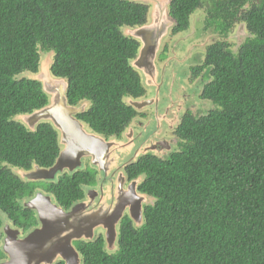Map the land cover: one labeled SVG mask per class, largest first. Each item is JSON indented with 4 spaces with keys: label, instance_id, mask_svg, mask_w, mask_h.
<instances>
[{
    "label": "trees",
    "instance_id": "16d2710c",
    "mask_svg": "<svg viewBox=\"0 0 264 264\" xmlns=\"http://www.w3.org/2000/svg\"><path fill=\"white\" fill-rule=\"evenodd\" d=\"M204 5L220 35L242 24L251 37L236 52L221 41L207 49L212 80L201 98L213 108L184 114L168 158L147 154L127 168L153 199L144 223L124 220L114 254L102 240L79 244L83 264H264V0H171L173 33ZM147 12L129 0H0V223L28 215L17 201L38 185L13 170L50 168L60 154L49 123L32 131L16 120L48 105L39 81L16 77L38 73L52 52L51 73L68 82V103H90L77 118L117 137L137 115L124 99L144 94L131 65L140 44L124 29L144 25ZM85 176L61 178L50 195L71 207Z\"/></svg>",
    "mask_w": 264,
    "mask_h": 264
},
{
    "label": "flooded vegetation",
    "instance_id": "af4514ba",
    "mask_svg": "<svg viewBox=\"0 0 264 264\" xmlns=\"http://www.w3.org/2000/svg\"><path fill=\"white\" fill-rule=\"evenodd\" d=\"M205 9L207 11V17L205 21H203L201 24L199 23V20L198 22H194L195 18H197V14H199L202 10L205 12ZM209 10V7L205 5L202 6V8L196 9L191 14L190 26L184 31H176L175 33H173V29L176 27V23L173 19L172 21L174 24L172 26L169 20L170 17H165L166 19L163 20L161 26L156 27L160 29L159 31H161L162 34L160 37L152 39V43L160 39V45L156 46V49H160L159 53L152 54V56L149 57L148 60L150 61V63L144 64L142 62L141 66H139L140 62H137L135 63L136 66H133L135 71H137L141 78L140 83L142 84L144 90V94L141 97L137 98V100L140 101L141 98H144L146 96L144 100H141L142 102H146L147 97H151L152 93L148 89H146L145 86L148 87L149 84H151L152 82V77L155 75V66L153 59L154 56H158L156 62L158 60L161 62V59L159 58L160 54L168 55L169 53H174L177 56V52L178 55L188 60L187 68L185 69V76L187 78V82L190 84L189 87H191L192 92L189 87H186L190 90V94H186L185 96H181L178 94L176 96L177 100L174 101L173 105L165 107L164 109H162V111H160V109H155L153 111V114H151L150 112H147L148 114H140L141 108L136 107L134 108L137 112L136 117L132 119L131 123L119 136H117V138L115 136L102 135V139L105 140L107 145L111 142H113L111 144L114 145L110 146L109 151L106 150V153L108 151L107 154L104 153L103 160L105 159V161H101V164L98 165V172H96L94 181L91 184H89V181L88 183L82 184V199L75 202L71 207H67L68 205L65 204H61L59 206L65 212H69L73 208H75L80 213H84V215L82 216H80V213H77L75 219L72 218L69 222H63L65 232L71 231L72 228H74L73 226H79V228H81L83 226V223L84 225L89 226L87 222L83 220V217L88 220H91L92 218H96V215L98 213L103 212L107 214V217H109L112 212H117L120 206H127V209H125L122 220L120 222V225H122L126 218L131 220L130 211L136 208L134 204H138L137 198H150L146 194L139 192L138 188L142 181V177L138 176L133 179H130L127 173V168L130 165L138 163V161L147 154H153L159 158L166 159L172 153L176 152V147H178L177 142H175V144L173 145L171 140L169 139V137L171 136L170 130L173 129L172 125L174 122L173 119H169L170 112H174V110L177 109V112L182 115V121V118L187 111L193 112L195 104H199L201 108H206V106L210 103L208 100L201 98L205 85H208V83H210V81L212 80V66L207 64L205 60L207 49L212 44L218 41L227 43L229 42L228 35L222 36L219 33L218 39H211V35H213L211 31L214 29L218 32L219 30L217 29V24L211 20ZM144 25L147 27V22ZM144 25L135 29L136 32H138V29H142L141 34L145 35V30L149 29H146ZM236 25L238 26L239 24ZM236 25L234 27H237ZM154 31H156V29ZM209 32L211 33V35L206 36V34H208ZM203 36L206 37L205 40L203 39ZM167 41H169V46L167 44ZM180 44L182 45L179 48ZM231 50L232 52H235L234 48L232 47ZM137 57L138 55L135 57L134 61L137 60ZM137 68H140V70H143L145 72V80H148L146 85L142 82V77L138 72ZM179 88L180 90H182L183 85L179 86ZM133 103L134 102L132 101L128 104L133 105ZM83 104L85 105L84 102ZM154 105L155 100L150 102L148 105H145L144 107H150ZM184 109L187 110L182 113ZM151 117L153 118V121L155 123V130L154 133H152L151 135L152 138H154L150 139L149 143H141V139H139L140 137H137L135 134V127L142 126L145 127V129H148L149 127H146L145 123L148 122ZM179 124L177 125V127L179 126ZM91 131L92 133L101 136L100 133L95 132L93 129H91ZM175 132L176 130L173 132V137H177ZM122 138H128V140L124 141ZM109 139H113L114 141H110ZM136 143H138L139 145H137ZM149 147L151 148L149 149ZM140 150H143V153L139 156ZM160 153L162 154V156H159ZM74 174L75 172L68 173L67 171L60 175L57 174L55 180H51V183H44L43 185L38 183L33 192L28 191L26 195H23L22 198L18 199L17 202H19L23 209H27L30 211L28 215L20 216V219L18 218L19 221L11 219L6 215H3V218L0 223V264H6L11 261L10 256L6 251L7 239L10 241L14 240L17 244H21L22 241H33L35 239L34 233L37 230L43 228V224L38 216V213L28 208H25V204L35 199L40 194L50 195V191L48 190V188L51 184L58 183L61 178L64 179L66 177L70 178V176L73 177ZM141 205L144 210L146 204H143L141 202ZM81 232L82 231L77 230L76 233L80 234ZM93 232L96 236L91 240H93L94 242H96L97 240H102L104 243L105 230L102 227L96 225L93 229ZM36 244H39V247H37L38 250H36L35 246L33 248H30L34 249L35 252L34 254H30V256L26 258L28 264H59L62 262L59 258L51 257V255H49V252H46L45 250L41 251L40 249L43 244H46L49 246L44 247V249H50L51 251L56 250L54 248V244L60 243L55 242L51 244L48 240H40L37 241ZM73 244L74 247L81 254L79 244L86 243L74 242Z\"/></svg>",
    "mask_w": 264,
    "mask_h": 264
},
{
    "label": "water",
    "instance_id": "95a60500",
    "mask_svg": "<svg viewBox=\"0 0 264 264\" xmlns=\"http://www.w3.org/2000/svg\"><path fill=\"white\" fill-rule=\"evenodd\" d=\"M136 3H140L148 7L146 21L148 22V17L150 14V2L147 3L143 2L142 0H137ZM152 6L154 7L155 5L152 3ZM170 6L171 0L160 1V4L156 6L157 8H155L159 10V12L155 11L158 16L155 26L151 28L147 26L149 30L144 29L147 35L141 34L142 29H138V32H136L135 36L132 37L140 44V48L137 54L138 57L136 58L137 60H135L134 65L137 62H140L139 66H141L142 62L144 64L150 63V61L148 60L149 57H151L152 54H155L158 51V49H156V46L160 45V39L154 43H152V39L160 37L162 32L159 31L160 29L154 32L155 29L153 28H156L157 26L160 27L163 20L166 19L165 17H170L169 20L171 22V25L173 26L174 23L172 21L173 18L171 16ZM242 26L243 29L246 30L245 25ZM138 27L132 29H137ZM247 37H251V35H249L248 33ZM44 61L45 60L42 58L40 62L39 72L33 74L34 76L30 77L29 79L39 81L42 84L43 91L48 96V105L45 108L37 110L31 114H25L22 117L18 116L16 120L23 124L27 129L32 131H34L36 127L41 123H49L59 133L58 141L60 154L55 164L50 168H40L38 166H34L30 171H25L23 169H14L13 172L15 173V175L27 183L50 182L51 180H55L57 174L60 175L66 171L68 173L78 172V169L82 166V159L87 157H90L94 164L100 165L101 161H105V159L103 160V157L104 153H106V150L109 151L110 146L114 145L111 144L113 142L107 145V143L104 142V140H102L100 137L98 138L92 136L84 131V125L76 118V115L85 112V110H83L84 108H82L80 105H70L68 103V82L65 79L55 78L51 73L53 62L48 60L49 62L45 63ZM45 77L62 80L60 81V86L55 84V86L49 92L47 90V86L45 85ZM56 87L58 88V91H56ZM133 105L134 107L142 108L146 105V102H142L140 100L139 102L133 103ZM79 106L81 108H79ZM40 199L45 202L46 207L49 209V211L45 210L46 215H44L41 211L40 207H43V204H39ZM137 199L138 204H134L136 208L130 211V218L134 226H141L144 223V215L141 202L144 204L147 200L145 199V197H143L142 199ZM25 208L38 213V216L43 224V228L37 230L34 233L35 242L34 240H29L26 242L22 241L21 244H17L16 241H10L7 239L6 251L10 256L11 261L6 264H28L26 258L29 257L30 254H34L35 252L34 249L30 248H33L35 246L36 250H38L37 247H39V244H36V242L40 240H48L51 244L55 242L60 243L54 244V248L56 250L52 251L50 249H44V247H48L49 245L43 244V246L40 247L41 251L45 250L46 252H49V255H51V257L59 258L60 261H62L64 264H83L81 261L82 255L74 247L73 243L94 242L91 239L95 238L96 236L93 232V229L96 225L102 227L105 230L104 250L108 254H114L119 248L121 227L120 222L122 220L125 209H127V206H120L118 211L112 212L109 217H107V214L104 212L98 213L96 215V218H92L91 220L83 217V220L86 221L89 226H86L83 223V226L81 228H79V226H73L74 228H72V230L68 232L64 231L63 222H69L72 218L75 219L77 213H80L77 209L73 208L71 211L65 212L62 208L53 204L50 197L43 196L41 194L38 195L35 199L26 203ZM82 215H84V213H80V216ZM77 230L82 232L80 234L76 233Z\"/></svg>",
    "mask_w": 264,
    "mask_h": 264
},
{
    "label": "rangeland",
    "instance_id": "374dc122",
    "mask_svg": "<svg viewBox=\"0 0 264 264\" xmlns=\"http://www.w3.org/2000/svg\"><path fill=\"white\" fill-rule=\"evenodd\" d=\"M129 1L137 2V0H129ZM142 1L147 2V3L150 2V5H149L150 6V14L148 17L147 26L149 28H151V27L155 26L156 21H157V17H158L157 13L155 11L159 12V10H157L155 8H157L156 6L159 5L160 1H163V0H149V1L148 0H142ZM152 3L155 5L154 7L152 6ZM206 17H207V11L205 9V12L202 10L199 14H197V18H195L194 22H198V20H199V23L201 24L203 21H205ZM145 28L149 29L146 26H145ZM153 29L158 30V28H153ZM124 32H125V35H128L130 37H134L136 34L135 29H132V28H126V29H124ZM211 32L213 33V35H211V33L209 32L208 34H206V36L211 35V39H214V40L219 38V36H218L219 34L217 31H215L213 29ZM145 35H147V34H145ZM247 36H248L247 30H244L242 24H239L237 27H234L233 31L228 35L229 45L232 48H234V50L236 51L239 48V46L245 41ZM205 38L206 37L203 36L204 40H205ZM167 44H168V46L170 45L169 41H167ZM181 45L182 44L179 45V48L181 47ZM159 51H160V49H158L156 54L159 53ZM52 54H53L52 52L44 54L43 59L45 60L44 61L45 63H48L49 62L48 60L52 61ZM176 54H177V56L174 53H172V54L169 53L168 55L160 54L159 58L161 59V62L159 60L156 62V59L158 56L157 57L155 56V59H154L155 75L152 77L151 84H149L148 87L145 86L146 89H148L152 93L151 97H149V98L147 97L146 105H148L153 100H155V105L150 106V107L141 108L140 114H143V113L148 114L147 112H150L151 114H153V111L155 109H160V111H162V109H164L165 107L174 104V101L177 100L176 96L178 94L181 96H185L186 94H190L191 87H189L190 84L187 82V78L185 76V73H186L185 69L187 68L188 60H186L182 56L178 55L177 52H176ZM134 62L135 61H133V63H132L133 66H135ZM137 70L142 77V82L145 83V85H146L148 80H145V78H146L145 72L143 70H140V68L139 69L137 68ZM33 76H34L33 73H30L28 71H24L21 74H19L16 78L17 79L22 78V77L30 78ZM44 79H45L44 80L45 85L47 86V90L49 92L55 86V84L60 86V84H61L60 81H62V80L52 79L50 77H45ZM181 85H183L182 90H180V88H179V86H181ZM186 87H189L190 90L187 89ZM56 91H58L57 87H56ZM191 92H192V90H191ZM144 98H146V96ZM144 98H141V100H144ZM171 100H173V101H171ZM132 101H135V100L126 99L127 103H131ZM86 103H85V105L83 104V102L79 104L82 108H84L83 110H86L89 107V102H86ZM80 106H79V108H81ZM182 106H184V105H182ZM211 108H213L211 103H209L206 106V108H201L199 106V104H195V108L193 109V112L196 113L198 109H201L202 111L204 110L206 112V111H209ZM186 110L187 109H184V111H182V113L185 112ZM19 116L22 117L23 115H19ZM169 116H170L169 119L174 120L173 125H172L173 129L170 130L171 136L169 137L172 144L174 145L175 142H177V137H173V132L177 129V125L181 122V116L182 115L177 112V109H175L174 112H170ZM83 125L86 128L85 129L83 127V129L86 133L99 138V135L92 133V131L87 127V125H85V124H83ZM145 126L149 127V128L145 129V127H142V126H136L135 127V132H136L135 134L137 137H140L139 139H141V143H143V142L149 143L150 139L154 138V137L152 138V136H151L155 130V123H154L152 117L149 119L148 122L145 123ZM109 140L114 141L113 139H109ZM123 140L127 141L128 138H124ZM136 144L139 145L138 143H136ZM145 147H147V146H145ZM150 148L151 147H149V149ZM176 149H178V147H176ZM130 152H132V151H130ZM142 153H143V150L142 151L140 150L139 156ZM159 156H162V154L160 153ZM90 160H91L90 157L82 159V166L78 169V172H81L82 174H87V176H85V179H87L89 181V184H91L94 181V178L96 176V172H98V165L94 164V163L93 164L90 163ZM70 178H72V177L70 176ZM39 184L43 185L44 183L41 182ZM146 200H147L145 202L146 205L153 202L152 198H146Z\"/></svg>",
    "mask_w": 264,
    "mask_h": 264
},
{
    "label": "clouds",
    "instance_id": "9594fccd",
    "mask_svg": "<svg viewBox=\"0 0 264 264\" xmlns=\"http://www.w3.org/2000/svg\"><path fill=\"white\" fill-rule=\"evenodd\" d=\"M133 61L134 60H132V62H131V64L133 63ZM132 67H133V64H132ZM134 68V67H133ZM135 70V69H134ZM126 99H131V98H125L124 99V101L126 102ZM135 101H133L134 103L135 102H139L137 99H134ZM83 102H85L86 103V101H83ZM80 103H82V102H80ZM80 103H78L77 105H79ZM127 103V102H126ZM128 104V103H127ZM128 105H130V104H128ZM89 106H90V103H89ZM130 106H132L133 108H136V107H134L133 105H130ZM89 108V107H88ZM87 108V109H88ZM86 109V110H87ZM85 110V111H86ZM78 117V115H76V118ZM78 119V118H77ZM80 122H82V124H85V122H83L82 120H80V119H78ZM86 125V124H85ZM90 130H91V128L89 127V126H87ZM101 139H102V134H101V136H99ZM117 138V137H116ZM105 141V140H104ZM33 169V168H32ZM32 169H30V170H32ZM30 170H28V171H30ZM52 181H50V182H43V183H51ZM38 183H41V182H38ZM37 184V183H36ZM81 190H82V193H83V189H82V186H81ZM43 196H47V197H50L51 198V200H52V203L53 204H55L56 206H60V203L58 202V201H56L55 199H54V197L52 196V195H44L43 194ZM35 213V212H34Z\"/></svg>",
    "mask_w": 264,
    "mask_h": 264
},
{
    "label": "bare ground",
    "instance_id": "6f19581e",
    "mask_svg": "<svg viewBox=\"0 0 264 264\" xmlns=\"http://www.w3.org/2000/svg\"><path fill=\"white\" fill-rule=\"evenodd\" d=\"M168 16H169V15H168ZM144 26H145V25H144ZM40 203L43 204V207H40V208H41V211H42V213H43L44 215H46L45 210L49 211V209L46 207L45 202H44L43 200L40 199L39 204H40Z\"/></svg>",
    "mask_w": 264,
    "mask_h": 264
}]
</instances>
